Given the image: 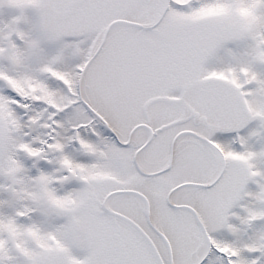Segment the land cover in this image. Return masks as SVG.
<instances>
[{"label": "snow or ice", "instance_id": "obj_1", "mask_svg": "<svg viewBox=\"0 0 264 264\" xmlns=\"http://www.w3.org/2000/svg\"><path fill=\"white\" fill-rule=\"evenodd\" d=\"M0 264H264V0H0Z\"/></svg>", "mask_w": 264, "mask_h": 264}]
</instances>
